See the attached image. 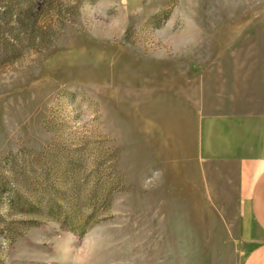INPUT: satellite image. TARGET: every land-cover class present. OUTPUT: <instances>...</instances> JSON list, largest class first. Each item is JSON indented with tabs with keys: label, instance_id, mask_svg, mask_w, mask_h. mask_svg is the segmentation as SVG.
Segmentation results:
<instances>
[{
	"label": "rangeland",
	"instance_id": "374dc122",
	"mask_svg": "<svg viewBox=\"0 0 264 264\" xmlns=\"http://www.w3.org/2000/svg\"><path fill=\"white\" fill-rule=\"evenodd\" d=\"M231 52L264 0H0V264H238L193 157L192 70Z\"/></svg>",
	"mask_w": 264,
	"mask_h": 264
},
{
	"label": "crops",
	"instance_id": "0c3cea01",
	"mask_svg": "<svg viewBox=\"0 0 264 264\" xmlns=\"http://www.w3.org/2000/svg\"><path fill=\"white\" fill-rule=\"evenodd\" d=\"M213 60L207 69L192 70L194 169L237 206L238 264H264V53Z\"/></svg>",
	"mask_w": 264,
	"mask_h": 264
}]
</instances>
